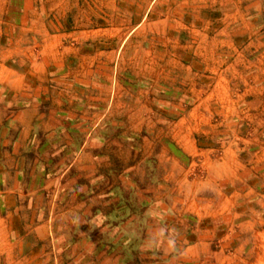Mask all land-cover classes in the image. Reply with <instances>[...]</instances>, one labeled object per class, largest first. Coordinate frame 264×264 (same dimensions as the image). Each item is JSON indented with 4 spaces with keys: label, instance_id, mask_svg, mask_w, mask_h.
<instances>
[{
    "label": "rangeland",
    "instance_id": "1",
    "mask_svg": "<svg viewBox=\"0 0 264 264\" xmlns=\"http://www.w3.org/2000/svg\"><path fill=\"white\" fill-rule=\"evenodd\" d=\"M257 30L263 34L264 24ZM6 33L1 29V42ZM237 48L239 59L231 55L222 65L228 77L216 94L197 78L191 95L183 93L177 62L166 66L174 89L152 83L150 73L137 75L141 83L131 82L143 87L137 95L128 86L93 87L96 93L81 96L79 108L66 104L70 110L48 95L54 85L40 95L0 86V264H137L153 242L151 214L167 230L179 213L187 219L180 207L185 198L192 204L198 190L205 198L225 178L236 184L232 189L253 190L246 215L254 230H264V104L252 103L259 94L251 90L258 80L264 87V45ZM19 115L31 125L17 126ZM170 172L168 184L163 178ZM73 211L76 224L67 217ZM231 212L248 210L234 204ZM47 217L48 228H38ZM181 234L186 230L175 237ZM248 243L252 252L244 250L240 262L264 264V234Z\"/></svg>",
    "mask_w": 264,
    "mask_h": 264
},
{
    "label": "crops",
    "instance_id": "2",
    "mask_svg": "<svg viewBox=\"0 0 264 264\" xmlns=\"http://www.w3.org/2000/svg\"><path fill=\"white\" fill-rule=\"evenodd\" d=\"M261 24L264 0H7L5 7L0 0V31H7L0 40V86L9 93L40 95L42 89L54 85L46 90L48 95L59 97L57 102L70 110L74 106L67 109L66 104L75 103L79 108L81 96L96 93L93 87L128 86L137 95L143 90L140 85L133 88L132 83H141L137 75L148 78L150 73L152 83L163 82L174 89L176 83L169 81L166 66L177 62L175 71L182 69L183 93L191 95L192 79L197 78L207 87L214 86L215 93L208 94H216L217 84L228 77L229 70L222 65L231 55L239 59L237 47L264 45V33L259 35L257 30ZM224 31L230 36L219 37ZM253 78L257 81L258 77ZM255 83L251 90L259 95L252 103L258 107L264 104V87L259 80ZM21 120L17 116V126L31 125V119ZM37 125L46 126L42 121ZM23 136L27 142V134ZM162 154L165 152L154 153L159 160ZM165 176L163 180L169 184L172 173ZM235 186L225 178L205 198L201 190L196 191L200 196L192 204L185 198L180 207L187 219L179 213L178 221L167 230L151 214L148 224L152 223L153 242L142 251L137 264H192L193 259L194 264H240L242 252L247 256L252 252L246 244L255 243L264 230H254L249 224L252 214L247 217L253 207L249 205L253 190L242 193L248 185L242 184L244 188L239 190L232 189ZM234 204L245 206L248 213H232ZM74 212L67 217L76 224L79 218ZM49 222L51 217L38 228H48ZM185 230V237H175V232ZM214 242L218 246L213 247ZM241 264L251 263L243 260Z\"/></svg>",
    "mask_w": 264,
    "mask_h": 264
}]
</instances>
